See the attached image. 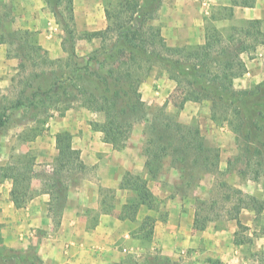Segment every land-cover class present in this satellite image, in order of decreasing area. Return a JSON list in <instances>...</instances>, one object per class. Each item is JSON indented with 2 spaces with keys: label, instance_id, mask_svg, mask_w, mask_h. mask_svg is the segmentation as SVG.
Instances as JSON below:
<instances>
[{
  "label": "trees",
  "instance_id": "trees-1",
  "mask_svg": "<svg viewBox=\"0 0 264 264\" xmlns=\"http://www.w3.org/2000/svg\"><path fill=\"white\" fill-rule=\"evenodd\" d=\"M44 1L63 31L62 48L67 56L50 59L43 48L31 43L28 31L0 34V44L7 45V57L18 61L16 75L11 79L14 96L0 95V132L10 112L22 110L19 124L25 126L17 141L33 142L45 131L52 113L63 116L76 106L103 116L102 122H91V128L101 132L103 142L119 151L126 146L136 118H143L145 176L125 172L118 186L127 194L121 216L136 224L130 235L141 243L151 241L155 223L162 219L148 184L158 178L166 159L171 168L181 173L186 187L199 182L203 174H235L244 180L261 178L264 187V56L263 80L245 89L234 86V81L246 73L241 56L252 55L264 46L263 24L260 20H242L238 25L216 26L219 21H232L235 7L251 8L257 0H227L229 6L214 7L203 19L204 42L182 47L165 45L160 28L151 24L163 0H103L107 27L81 36L74 27L73 0ZM80 37L100 39L101 45L79 56L75 44ZM154 68L166 72L175 83L170 98L177 110L187 102L207 101L210 120L215 125L226 124L233 133L237 153L227 159L223 173L219 171V150L206 144L196 124L177 121L165 111L166 104L155 107L149 116L139 87ZM54 138L56 156L42 187L49 195L47 210L57 225L69 185L90 169L72 147L69 132L59 131ZM34 166L35 158L28 152L11 155L7 164L0 165V183L10 182L9 200L16 209L25 207L36 195L31 186L36 176ZM99 196V211L94 213L92 223L97 222L98 215L112 212L115 190L100 188ZM223 200L219 210L239 229L242 210L254 211L258 216L264 207L263 201L252 196L232 203L224 195ZM208 203L210 211L217 210V201ZM197 204L192 228L203 231L209 220L206 215L202 217L207 201L197 200ZM141 207L157 213V217L146 215L137 221ZM233 243L242 245L243 241L235 235ZM0 264L44 263L34 247L10 248L0 239ZM114 264L176 263L153 255L140 261L129 256ZM207 264L225 263L209 258Z\"/></svg>",
  "mask_w": 264,
  "mask_h": 264
},
{
  "label": "crops",
  "instance_id": "crops-1",
  "mask_svg": "<svg viewBox=\"0 0 264 264\" xmlns=\"http://www.w3.org/2000/svg\"><path fill=\"white\" fill-rule=\"evenodd\" d=\"M204 1L207 6L203 5ZM0 3L11 8L10 18L5 23L0 21V34L14 30L28 31L32 34L31 43L43 48L50 59L66 58L67 55L62 48L63 31L44 0H0ZM217 5L229 6V2L163 0L151 24L160 28V34L167 46L202 44L203 19L210 13L212 7ZM73 17L78 36L103 31L107 27L103 0H73ZM233 20H260L264 24V0H257L251 8L235 7ZM230 23L231 21L223 20L216 22V26L225 28ZM100 45V39L80 37L76 41L75 50L79 56H85ZM7 50V45L0 44L2 94L11 84L18 65L17 59L7 57ZM257 52L256 58L249 59L247 54L241 56L246 73L234 81L235 88L245 89L248 85L258 84L263 80L261 67L264 46H259ZM239 82L241 84L237 86L236 83ZM174 89L175 84L163 74L147 77L140 85L139 92L141 100L148 107L162 106L166 103L167 110L175 112L170 98ZM178 113L179 119L183 116L179 120L183 124L189 123L192 117L201 114L207 120L210 119L209 105L206 101L201 104L187 102ZM102 121L101 114L84 108H71L56 121L46 125L44 134H51V138L47 140V137H38L29 143V154L35 158L36 176L31 182L36 193L34 198L25 207L16 209L9 200L10 182L0 183V238L6 247L32 246L44 264H114L131 252H134L135 256L141 255L140 251L143 252L144 249L140 241L130 235L136 224L121 216V207L127 194L119 190L118 186L125 172L145 176L142 139H137L138 136L134 139L131 136L123 150H113L111 145L103 142L101 132L93 131L91 128V122ZM59 131L70 133L72 147L79 151L81 161L90 170L78 175L69 185L61 217L56 225L47 210L49 195L43 191L42 181L44 176L51 174L56 156L54 136ZM134 144L136 146L133 147ZM8 159L9 157L2 154L0 165H5ZM100 188L115 190L113 210L109 214L98 215L97 222L92 223L94 213L99 211ZM171 201L166 205L167 219L157 223L154 229L153 239L163 241L164 255L175 260L184 249L197 250L202 249L201 245H212V248L198 250L193 258L209 256L224 263L247 264L242 245L233 243V235L223 230L214 231L212 227L203 231L193 230L194 214L190 210L183 213L181 210L185 209H182L181 203ZM262 201L264 202V195ZM153 213L141 207L136 219L140 221L145 214ZM245 213L251 214L255 219L254 211L245 209L242 210L240 218ZM260 217L259 227L264 228V207ZM253 237L254 250H264V234H255Z\"/></svg>",
  "mask_w": 264,
  "mask_h": 264
},
{
  "label": "rangeland",
  "instance_id": "rangeland-1",
  "mask_svg": "<svg viewBox=\"0 0 264 264\" xmlns=\"http://www.w3.org/2000/svg\"><path fill=\"white\" fill-rule=\"evenodd\" d=\"M220 1H223V0H220ZM217 6H215V8ZM213 8L214 7H212V9ZM10 14H11V8L7 6V4L3 5L2 3H0V21H3V23H5V21H7L10 18L11 16ZM241 21L242 20H233L231 21L230 24L238 25ZM263 29H264V24H263ZM257 49L255 53H252V55H247V57L249 59L258 57ZM262 67H263V57H262ZM262 67H261V70H262ZM163 74H165L168 78V74L166 72L160 71L158 68H154L148 77L160 76ZM15 75L13 77H15ZM237 84H241V83L239 82V83H236V85ZM13 86L14 85H12L11 83L9 87H7L5 92L3 94L0 93V95H6L9 98H12L15 94V89L13 88ZM236 89L240 90L242 88L236 87ZM208 105H209V110H210L209 102H208ZM162 106H149V107L147 106L149 116L155 107H162ZM75 107L76 106H74L73 108ZM165 108H166L165 111L168 114L172 115L177 121L183 118L182 116L179 119V113H178L179 110H177L176 108H175V112H170L169 110H167L166 105H165ZM201 112L203 113V109H201ZM51 115L52 116L50 117L47 124H50L51 122L56 121L58 117L59 118L61 117L56 112L52 113ZM186 116L188 118L189 113H187ZM22 118H23L22 110L10 112V119L8 120L7 124L3 127V129L0 132V157L2 154H4L10 159L11 155H15L17 153H23V152L29 153V143L22 144L19 141H17L18 135L20 134V132L25 126L23 124H19V121H21ZM187 121L189 120L187 119ZM25 123L26 122H24V124ZM187 124H196L200 128V131L206 141V144L212 148H216L219 150V154H220L219 171L220 173H223L226 169L227 159L231 158L237 153L234 135L229 129V127L226 124L215 125L210 119L207 120V118L203 116V114H201L198 117H192L190 119V122ZM144 126H145V120L143 118L142 119L136 118V120L134 121L131 134L129 136V138H131L132 136V138L134 139H136L135 137L138 136L137 139L138 138L140 140L142 139V146H143V141H144V138H143ZM40 137H47L46 139L48 140L49 138L52 137V135L44 134L43 132V134ZM138 143H139V140H138ZM126 146H127V143H126ZM134 146L136 145L134 144L133 147ZM9 159H8V162H9ZM61 182L63 183L65 181L62 180ZM148 185L156 199L158 209L160 213L162 214V219L158 220L155 223V226L157 223L164 222L167 219L168 210L166 208V205L167 203L172 202L171 200H176L177 202L181 203L182 209H185V210H181L183 213L185 212L187 213V211L190 210L192 214H195V211L197 210V206H198L197 200L207 201V205L205 207L206 211L202 213L203 218L205 217L204 215H206L209 218V220H207L208 223L205 229L212 227L214 231L223 230L233 235V241L236 235V238H239L243 241L242 249H243L244 257L247 260V264H264V250L259 249L255 251L254 250L255 247L253 245V238H254L253 235L264 234V228L259 227V222L261 219L260 215L255 216V219H253V216L249 213L242 214L240 218L242 227L239 229L237 228L234 221L228 220L227 216H225V213L219 210L221 206H224V200H223L224 195H228L232 203H236L240 199H244V197L246 196H252L262 201V197L264 195V187H263V180L261 178L249 177L248 179L244 180V179H240L235 174H227V175L226 174L225 175L223 174H217V175L203 174V177L200 179L199 182H196L192 184L191 186L186 187V185L183 182V179L181 178V173L177 169L171 168L169 166V159H166L163 163V168L158 178L154 181H150ZM210 200L217 201V205H216L217 210L210 211L209 207L211 205L208 203ZM184 205H185V208H183ZM229 207H230V204L227 203L226 208L229 209ZM151 212L153 213V211ZM146 215H149V214H145L144 216ZM150 216L157 217V215H155V212L153 213V215H150ZM155 226H154V229H155ZM161 228L162 226H160V229ZM154 231L155 230H153L151 241L142 242V243L140 242L141 247L144 249L143 252L140 251V254H141L140 256H135L134 252H131V254H127L126 257L131 256L132 259L140 261L145 258L151 257L153 255H157L160 257H166L170 261L176 264H207V259L213 258L209 256L208 257L204 256L202 258L201 257L193 258L198 250L203 251L205 250V248L213 247L212 245H206V246L201 245L202 249L198 248L196 250L193 248V249H184L182 250V252L180 251L178 259L173 260L172 258L162 253L164 243L161 240L155 241L153 239ZM249 234H252V236H250ZM15 249H21V248H15ZM225 264H232V263H225Z\"/></svg>",
  "mask_w": 264,
  "mask_h": 264
},
{
  "label": "built area",
  "instance_id": "built-area-1",
  "mask_svg": "<svg viewBox=\"0 0 264 264\" xmlns=\"http://www.w3.org/2000/svg\"><path fill=\"white\" fill-rule=\"evenodd\" d=\"M203 5H204V6H207V3H206V1H204Z\"/></svg>",
  "mask_w": 264,
  "mask_h": 264
}]
</instances>
